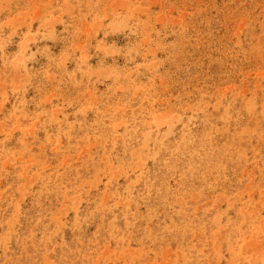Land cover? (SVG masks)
Wrapping results in <instances>:
<instances>
[{"label": "rangeland", "instance_id": "374dc122", "mask_svg": "<svg viewBox=\"0 0 264 264\" xmlns=\"http://www.w3.org/2000/svg\"><path fill=\"white\" fill-rule=\"evenodd\" d=\"M0 264H264V0H0Z\"/></svg>", "mask_w": 264, "mask_h": 264}]
</instances>
